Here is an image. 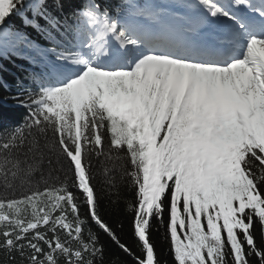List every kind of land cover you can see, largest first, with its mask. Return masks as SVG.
<instances>
[{
  "label": "snow or ice",
  "instance_id": "obj_1",
  "mask_svg": "<svg viewBox=\"0 0 264 264\" xmlns=\"http://www.w3.org/2000/svg\"><path fill=\"white\" fill-rule=\"evenodd\" d=\"M27 7L35 39L7 27L25 0H0V48L46 69L0 137V264H104L101 232L161 264L154 221L174 264H264V0ZM47 152L62 177L41 171ZM99 174L109 190L130 178L139 254L105 217Z\"/></svg>",
  "mask_w": 264,
  "mask_h": 264
},
{
  "label": "trees",
  "instance_id": "obj_2",
  "mask_svg": "<svg viewBox=\"0 0 264 264\" xmlns=\"http://www.w3.org/2000/svg\"><path fill=\"white\" fill-rule=\"evenodd\" d=\"M66 4L76 6L80 0H65ZM62 15L63 12H58ZM13 26V24L11 25ZM17 27L8 28L11 31H18ZM9 54V59L5 57ZM23 55L17 53L13 48L11 42H8L3 48H0V137L4 136L13 128L22 125L24 119L28 114V109L20 105L19 100H22L28 94V90H37L38 84L34 81H20V61ZM41 143L44 142L41 137ZM48 160H51L49 166ZM103 158H101V161ZM96 163L94 158V164ZM67 160L58 154V152H47L46 158L41 166V171L47 175L50 170L53 175L63 176L67 171ZM100 165H97L99 172ZM131 171V169H128ZM40 178V173L36 174V179ZM98 191L101 195L102 208L105 217L114 225L119 228L123 225V231L120 235L123 240L127 241L133 247V250L139 254V245L133 237L131 220L132 212L128 209V204L134 199V190L131 186V180L125 176L120 182L118 188L109 190L104 182L102 174L98 175ZM167 214H165V220ZM260 226L257 222L256 232L259 235ZM101 242L105 247L104 264H111V261L119 257L122 264H134L132 257L121 251L104 233H99ZM152 240L155 242L156 249L161 260V264H174V259L169 251L170 242L166 239V231L163 225L159 222H153Z\"/></svg>",
  "mask_w": 264,
  "mask_h": 264
},
{
  "label": "rangeland",
  "instance_id": "obj_3",
  "mask_svg": "<svg viewBox=\"0 0 264 264\" xmlns=\"http://www.w3.org/2000/svg\"><path fill=\"white\" fill-rule=\"evenodd\" d=\"M12 19H9L8 23L11 21Z\"/></svg>",
  "mask_w": 264,
  "mask_h": 264
}]
</instances>
